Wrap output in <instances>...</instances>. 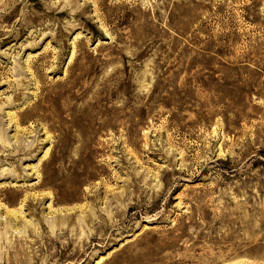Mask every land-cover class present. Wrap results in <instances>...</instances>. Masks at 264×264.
I'll list each match as a JSON object with an SVG mask.
<instances>
[{"label": "rangeland", "instance_id": "374dc122", "mask_svg": "<svg viewBox=\"0 0 264 264\" xmlns=\"http://www.w3.org/2000/svg\"><path fill=\"white\" fill-rule=\"evenodd\" d=\"M0 264H264V0H0Z\"/></svg>", "mask_w": 264, "mask_h": 264}]
</instances>
